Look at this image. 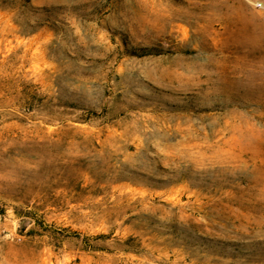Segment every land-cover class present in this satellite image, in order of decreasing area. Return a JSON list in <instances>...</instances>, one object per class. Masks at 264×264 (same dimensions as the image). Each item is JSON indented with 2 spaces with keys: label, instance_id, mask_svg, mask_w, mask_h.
Here are the masks:
<instances>
[{
  "label": "rangeland",
  "instance_id": "obj_1",
  "mask_svg": "<svg viewBox=\"0 0 264 264\" xmlns=\"http://www.w3.org/2000/svg\"><path fill=\"white\" fill-rule=\"evenodd\" d=\"M0 264H264V0H0Z\"/></svg>",
  "mask_w": 264,
  "mask_h": 264
}]
</instances>
